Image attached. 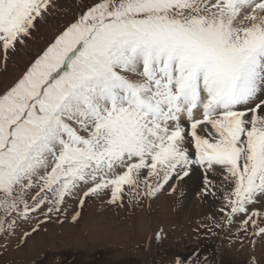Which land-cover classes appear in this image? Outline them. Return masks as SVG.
I'll use <instances>...</instances> for the list:
<instances>
[{
	"label": "snow or ice",
	"instance_id": "obj_1",
	"mask_svg": "<svg viewBox=\"0 0 264 264\" xmlns=\"http://www.w3.org/2000/svg\"><path fill=\"white\" fill-rule=\"evenodd\" d=\"M57 8L0 0L4 71ZM197 169L220 201L201 227L242 214L236 232L264 238V0H91L0 90V234L36 220L20 244L69 199L77 221L89 198L135 206Z\"/></svg>",
	"mask_w": 264,
	"mask_h": 264
},
{
	"label": "rangeland",
	"instance_id": "obj_2",
	"mask_svg": "<svg viewBox=\"0 0 264 264\" xmlns=\"http://www.w3.org/2000/svg\"><path fill=\"white\" fill-rule=\"evenodd\" d=\"M90 2L57 0L54 16L47 24L38 25L35 39L8 61L7 71L0 62V90L13 82L63 24L70 22L80 5ZM183 185L184 181L175 193L166 188L135 206L126 199L124 208L89 198L77 221L71 216L80 210L78 199H69L67 212L59 217L52 214L45 220L37 214L36 218L44 222L26 243L18 242L22 230H30L35 219L21 222L14 235L0 234V264H174L176 259L189 264L190 257L206 258L209 264H250L253 260L264 264V238L236 232L242 214L234 218L230 228H213V235L201 225L211 224L210 216L219 217L220 202L205 203L207 199L197 196L196 189L187 193L192 201V205L185 203L187 206L181 198ZM255 207L264 209V197L257 198ZM251 239L256 243H250Z\"/></svg>",
	"mask_w": 264,
	"mask_h": 264
},
{
	"label": "bare ground",
	"instance_id": "obj_3",
	"mask_svg": "<svg viewBox=\"0 0 264 264\" xmlns=\"http://www.w3.org/2000/svg\"><path fill=\"white\" fill-rule=\"evenodd\" d=\"M198 171L199 170H196V171L191 172L190 173V176L189 177H186L184 179L183 188L181 187V191L183 192V195H181V198H182L184 204L187 203L188 205H192L191 198L190 197L188 198V194L187 193L190 192V191L193 192L196 189L199 190L200 181H199V172ZM218 195H219V193H218ZM263 197H264V195H260L258 198H263ZM207 201H209V203H212L214 201L220 202L219 200L214 199V198H212L210 196L207 198V200H204L205 203ZM187 204H185V205H187Z\"/></svg>",
	"mask_w": 264,
	"mask_h": 264
}]
</instances>
